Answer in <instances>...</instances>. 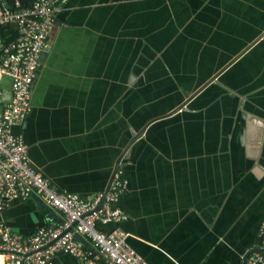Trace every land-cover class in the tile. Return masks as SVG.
Listing matches in <instances>:
<instances>
[{
    "label": "crops",
    "instance_id": "obj_1",
    "mask_svg": "<svg viewBox=\"0 0 264 264\" xmlns=\"http://www.w3.org/2000/svg\"><path fill=\"white\" fill-rule=\"evenodd\" d=\"M263 32L264 0H68L14 132L57 187L91 199L148 124L120 163L127 218L98 229L128 232L149 264H241L264 220ZM62 219L37 194L0 212L22 235Z\"/></svg>",
    "mask_w": 264,
    "mask_h": 264
},
{
    "label": "built area",
    "instance_id": "obj_2",
    "mask_svg": "<svg viewBox=\"0 0 264 264\" xmlns=\"http://www.w3.org/2000/svg\"><path fill=\"white\" fill-rule=\"evenodd\" d=\"M67 1L31 0L29 6L22 7L20 0H14L15 8L0 3V24L15 23L19 33L7 43L0 39V212L13 199L37 194L63 214L62 221L41 226L31 235L16 233L0 220V264H53L57 252L69 253L84 264H149L130 245L128 232L119 226L108 232L97 227L98 222L119 223L127 218L116 205L127 190L120 164L108 192L87 199L60 189L46 177L29 158L22 133L14 132V126L24 123L32 109L31 87L39 57L47 45L50 26ZM4 78L10 80L9 96H4ZM259 233L261 243L244 264H264V220Z\"/></svg>",
    "mask_w": 264,
    "mask_h": 264
},
{
    "label": "water",
    "instance_id": "obj_3",
    "mask_svg": "<svg viewBox=\"0 0 264 264\" xmlns=\"http://www.w3.org/2000/svg\"><path fill=\"white\" fill-rule=\"evenodd\" d=\"M0 3H2V4H4L6 7H8V8H10L11 7V4L9 3V1L8 0H0ZM264 36V32H263V34H261V36H260V38L261 37H263ZM259 39V38H258ZM257 39V40H258ZM256 40V41H257ZM256 41H254V42H252L251 44H249L246 48H244V50L243 51H241L237 56H235L230 62H228L223 68H221V70L219 71V73L218 74H216L215 76H213L210 80H208L205 84H203L192 96H191V98H193L195 95H197L199 92H201L208 84H210L211 83V81H213L214 79H216L217 77H218V75H220L227 67H229L230 65H232L237 59H239L244 53H245V51L247 50V49H249V47H251ZM190 98V99H191ZM189 99V100H190ZM189 100H187V101H185L183 104H181L180 106H178L172 113H175L176 111H178L179 109H181V108H183V107H185V105L188 103V101ZM148 125V124H147ZM147 125L145 126V127H143L139 132H137L134 136H133V138L130 140V142H129V144L126 146V148H125V150H124V152L121 154V156L119 157V159L117 160V162H116V166H115V168H114V171H113V174H112V177H111V179H110V182H109V184H108V186H107V188H106V190H105V192L107 193L108 192V190H109V187H110V184H111V181H112V178H113V175H114V172H115V170L119 167V164H120V162H121V160H122V158L125 156V154L126 153H129L130 152V150H131V146H132V144L134 143V141L135 140H137L139 137H141L143 134H144V132H145V130H146V127H147ZM100 206H102V204L100 205ZM99 206V207H100ZM54 211V210H53ZM60 214H62V212L59 210L58 211ZM63 215V214H62ZM251 252V250H248V252H246V254L243 256V259H242V261H241V264H244L245 263V259H246V257H247V255L249 254Z\"/></svg>",
    "mask_w": 264,
    "mask_h": 264
},
{
    "label": "trees",
    "instance_id": "obj_4",
    "mask_svg": "<svg viewBox=\"0 0 264 264\" xmlns=\"http://www.w3.org/2000/svg\"><path fill=\"white\" fill-rule=\"evenodd\" d=\"M9 3L14 6V0H8ZM22 7L29 6L31 4V0H20ZM18 29L15 23L8 22L6 24H0V39L2 42L7 43L18 37Z\"/></svg>",
    "mask_w": 264,
    "mask_h": 264
}]
</instances>
